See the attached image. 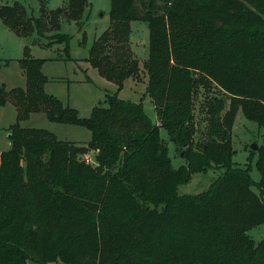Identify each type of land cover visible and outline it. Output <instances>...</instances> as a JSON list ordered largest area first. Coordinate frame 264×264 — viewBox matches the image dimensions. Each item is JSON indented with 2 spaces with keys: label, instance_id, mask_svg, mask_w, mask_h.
<instances>
[{
  "label": "trees",
  "instance_id": "trees-1",
  "mask_svg": "<svg viewBox=\"0 0 264 264\" xmlns=\"http://www.w3.org/2000/svg\"><path fill=\"white\" fill-rule=\"evenodd\" d=\"M86 1L48 11L41 0L39 17L20 3L1 5L0 20L18 36H42L47 16L59 27L62 15L80 16ZM109 19L87 61L116 90L88 117L45 92L46 59L30 57L29 47L18 59L24 88L0 84V107L12 99L16 108L10 147L0 151V264H264V238L249 236L264 224V0H110ZM131 20L148 28L145 95L156 122L143 98L118 97L138 72L127 44ZM51 38L69 54L68 34ZM213 87L225 97L208 95ZM200 89L207 90V123L195 141ZM238 111L263 131L258 181L250 167L232 161ZM34 112L87 129L88 142L77 146L43 128L22 127ZM160 128L182 149L186 165L171 166ZM88 151L94 165L81 157ZM212 163L224 171L205 191L177 193L178 184Z\"/></svg>",
  "mask_w": 264,
  "mask_h": 264
},
{
  "label": "rangeland",
  "instance_id": "rangeland-1",
  "mask_svg": "<svg viewBox=\"0 0 264 264\" xmlns=\"http://www.w3.org/2000/svg\"><path fill=\"white\" fill-rule=\"evenodd\" d=\"M40 2L41 0H0V6L20 3L24 6L28 16L39 17L41 15ZM66 3L67 0H45V8L48 11L55 10ZM83 9L80 16L62 15L59 27L52 24L56 19L55 16H47L44 21L47 27L43 29L42 36L36 35L35 32L29 36H18L8 30L0 20V84L4 83L7 89L24 88L25 74L19 66L18 59L23 56V48L29 47L30 57L46 59L42 72L48 78L47 90L52 89L55 94L51 95L56 96L64 104H70L71 107L75 108L79 117H88L95 105L105 106L104 100L116 90V84L101 77L97 70L90 66L87 58L93 41L99 38L110 26V0H87ZM128 25L127 44L131 58L137 61L138 72L135 76L125 79L123 86L118 91V97L133 102H138L143 98L145 112L156 122L157 116L151 100L145 95L148 74L143 68V62L148 58L149 51L147 24L144 21L131 20ZM58 32L70 36L69 54L63 51V43L52 42L51 36ZM71 56L76 57L74 61H66L71 60ZM57 60L66 61V63H57ZM78 63L80 65H77ZM87 76L91 81L86 80ZM206 91L200 89L195 99L194 114L197 123L195 141L201 140L202 130L207 123L203 112ZM208 95L225 97V94L215 87L208 92ZM15 118L16 108L12 99H9L0 112V151L8 150L10 147L8 132L10 125L16 122ZM19 124L27 128H43L52 132L59 140L72 141L77 146H85L90 138V132L87 129L51 122L43 112L30 113L29 117L21 120ZM159 133L167 144L171 166L177 169L181 165H186L187 161L182 149L169 141L166 130L160 128ZM262 133V129L255 122L247 120L242 112L238 111L230 133L234 150L232 161L237 166L250 167V176L255 181L260 178L256 165L258 154L257 150L251 151L250 145L253 143L258 146L261 145L263 143ZM81 157L89 164H95L92 151L83 153ZM223 171L222 166L212 163L205 171L194 172L187 182L178 184L177 193L197 194L205 191ZM249 236L256 242L263 239L264 224L252 228L249 231ZM27 264L36 263L28 261ZM56 264L63 263L57 262Z\"/></svg>",
  "mask_w": 264,
  "mask_h": 264
},
{
  "label": "crops",
  "instance_id": "crops-1",
  "mask_svg": "<svg viewBox=\"0 0 264 264\" xmlns=\"http://www.w3.org/2000/svg\"><path fill=\"white\" fill-rule=\"evenodd\" d=\"M9 30V29H8ZM76 57L75 56H71V60H66V61H74V59H75ZM66 61H61V60H57V63H66ZM45 63V62H44ZM43 63V64H44ZM85 63V62H84ZM83 63V64H84ZM77 65H80L79 63L77 64ZM42 67H43V65H42ZM41 70H42V68H41ZM85 72V71H84ZM45 75V74H44ZM46 86H47V83L45 84V91L47 92V93H50V94H55L54 92H53V90L52 89H50V90H47V88H46ZM70 105V104H69Z\"/></svg>",
  "mask_w": 264,
  "mask_h": 264
},
{
  "label": "water",
  "instance_id": "water-1",
  "mask_svg": "<svg viewBox=\"0 0 264 264\" xmlns=\"http://www.w3.org/2000/svg\"><path fill=\"white\" fill-rule=\"evenodd\" d=\"M2 110V107H0V112ZM250 149L253 150V151H256L258 149V145L256 143H253L250 145ZM81 157H79L80 159Z\"/></svg>",
  "mask_w": 264,
  "mask_h": 264
}]
</instances>
